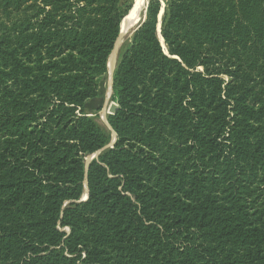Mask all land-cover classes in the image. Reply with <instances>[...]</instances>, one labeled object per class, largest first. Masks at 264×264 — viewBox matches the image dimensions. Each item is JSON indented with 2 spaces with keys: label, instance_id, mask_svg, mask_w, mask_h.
<instances>
[{
  "label": "trees",
  "instance_id": "1",
  "mask_svg": "<svg viewBox=\"0 0 264 264\" xmlns=\"http://www.w3.org/2000/svg\"><path fill=\"white\" fill-rule=\"evenodd\" d=\"M131 4L0 0V264H264V0H149L109 145Z\"/></svg>",
  "mask_w": 264,
  "mask_h": 264
},
{
  "label": "rangeland",
  "instance_id": "2",
  "mask_svg": "<svg viewBox=\"0 0 264 264\" xmlns=\"http://www.w3.org/2000/svg\"><path fill=\"white\" fill-rule=\"evenodd\" d=\"M161 4V10L164 8V3L166 0H157ZM149 0H146V6L143 8V10L138 14L132 15L133 17V23L137 18V21L135 23V26L125 34L123 39L120 41L118 45H116L115 49H113L107 64V76L101 81L100 83V97L97 102H95V105L97 107L92 108L90 110L88 117H91V119L103 130V132L111 137V142L109 145H112L116 139L115 135L113 134L110 126L107 122V116L110 112L111 105L113 103L110 101L111 96V80H112V73L117 61V57L119 54V50L121 49V46L123 43L132 35V33L140 26L141 23H143V16L146 14V9L148 5ZM161 12V11H160ZM143 21V22H142ZM162 40H160L161 43ZM164 45V44H163ZM165 50V47H164ZM111 65V66H110Z\"/></svg>",
  "mask_w": 264,
  "mask_h": 264
},
{
  "label": "water",
  "instance_id": "3",
  "mask_svg": "<svg viewBox=\"0 0 264 264\" xmlns=\"http://www.w3.org/2000/svg\"><path fill=\"white\" fill-rule=\"evenodd\" d=\"M136 2H138L139 4L138 5H136ZM146 6V0H132V4H131V8H130V11L128 12V14L126 15V17L132 12V11H134L136 8H137V14L139 15V13L141 12V10H143V8ZM162 13H163V10H161V12H160V14H159V16H158V21L160 22V20H161V15H162ZM125 17V18H126ZM124 18V19H125ZM123 19V20H124ZM123 20H122V22H121V24H120V30H119V38H118V40H117V42H116V44H115V47H116V45H118L119 43H120V41L123 39V37L125 36V34H127V32H123L122 33V31H121V27H122V23H123ZM145 20V14H144V16H143V21ZM136 21H137V18H136V20L134 21V23H133V26H132V28L135 26V23H136ZM142 21V22H143ZM131 28V29H132ZM130 29V30H131ZM129 30V31H130ZM157 35H158V38L160 39V40H162L161 39V36H160V23L158 24V27H157ZM161 46H162V48H164V45H163V41H161ZM115 47H114V49H115ZM111 84H112V80H111ZM114 109H115V105H111V109H110V112H113L114 111Z\"/></svg>",
  "mask_w": 264,
  "mask_h": 264
},
{
  "label": "bare ground",
  "instance_id": "4",
  "mask_svg": "<svg viewBox=\"0 0 264 264\" xmlns=\"http://www.w3.org/2000/svg\"><path fill=\"white\" fill-rule=\"evenodd\" d=\"M138 1V0H137ZM139 3L138 2H136V5H138ZM142 11V10H141ZM135 14H137V8L134 10V11H132L124 20H123V23H122V27H121V31H122V33L123 32H127V31H129L131 28H132V26H133V17H132V15H135ZM111 66V65H110Z\"/></svg>",
  "mask_w": 264,
  "mask_h": 264
}]
</instances>
